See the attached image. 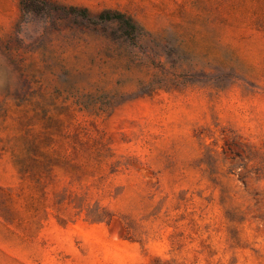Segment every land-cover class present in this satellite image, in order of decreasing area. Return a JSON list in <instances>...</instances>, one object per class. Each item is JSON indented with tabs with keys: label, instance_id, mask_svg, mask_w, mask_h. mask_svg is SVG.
<instances>
[{
	"label": "rangeland",
	"instance_id": "374dc122",
	"mask_svg": "<svg viewBox=\"0 0 264 264\" xmlns=\"http://www.w3.org/2000/svg\"><path fill=\"white\" fill-rule=\"evenodd\" d=\"M0 264H264V0H0Z\"/></svg>",
	"mask_w": 264,
	"mask_h": 264
},
{
	"label": "trees",
	"instance_id": "16d2710c",
	"mask_svg": "<svg viewBox=\"0 0 264 264\" xmlns=\"http://www.w3.org/2000/svg\"><path fill=\"white\" fill-rule=\"evenodd\" d=\"M71 9H76V8L71 7ZM78 11L84 13L86 10L85 9H78ZM100 17H102V16L100 15ZM112 17L121 18L122 17V14L116 13V14L112 15Z\"/></svg>",
	"mask_w": 264,
	"mask_h": 264
}]
</instances>
